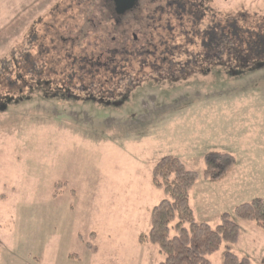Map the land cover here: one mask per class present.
<instances>
[{
    "label": "rangeland",
    "instance_id": "obj_1",
    "mask_svg": "<svg viewBox=\"0 0 264 264\" xmlns=\"http://www.w3.org/2000/svg\"><path fill=\"white\" fill-rule=\"evenodd\" d=\"M172 1L144 0L137 20L115 24L100 0H0V264L164 261L139 237L166 199L151 175L165 156L199 175L189 194L199 223L264 200V58L187 44L188 7L207 14L202 31L221 15L264 19V0H202L177 14ZM60 80L76 99L56 93ZM212 151L236 165L201 194ZM235 222L238 242L210 264L228 251L264 264V228Z\"/></svg>",
    "mask_w": 264,
    "mask_h": 264
},
{
    "label": "trees",
    "instance_id": "obj_2",
    "mask_svg": "<svg viewBox=\"0 0 264 264\" xmlns=\"http://www.w3.org/2000/svg\"><path fill=\"white\" fill-rule=\"evenodd\" d=\"M100 3L104 6L102 14H105L108 20L114 17L110 4L104 0H100ZM187 11L193 16L191 18L194 22L193 30H189L192 36L187 44L193 47L198 40L199 55L220 52L226 55L264 58V19L252 21L251 17L245 14L235 18L221 15L218 21L215 20L217 25L210 24V27L201 28V31L200 24L207 14H198L190 7ZM214 18L213 14L212 19ZM150 64H153V61L147 63ZM203 161V177L212 184L223 180L236 165L232 155L219 151L206 153ZM151 175L152 185L162 190L166 199L151 209L150 229L146 235H140L139 241L158 247V251L165 257L159 264H210L208 256L215 254L223 243L238 242L240 229L235 219L251 221L259 228H264V200L261 198L237 205L232 214H221L219 223L214 228L208 223L197 222L189 206V194L199 175L188 171L178 158L165 156L160 159L154 165ZM86 247L92 248L89 244ZM222 264L250 263L246 258L228 251Z\"/></svg>",
    "mask_w": 264,
    "mask_h": 264
},
{
    "label": "flooded vegetation",
    "instance_id": "obj_3",
    "mask_svg": "<svg viewBox=\"0 0 264 264\" xmlns=\"http://www.w3.org/2000/svg\"><path fill=\"white\" fill-rule=\"evenodd\" d=\"M106 3H109L110 4V9L112 8V11H113V14H114V23L115 24H119V22L120 21H122V20H124L125 19V17H128V16H130L131 15V17H133V18H136L137 19V16H138V14L139 13H143V11H142V3L144 2V0H137V2H136V6L133 8V9H131V10H129V11H126L125 12V15H123V16H118V15H116L115 13H114V3L112 2V0H104ZM151 1V0H150ZM186 1V0H185ZM202 0H189V1H186V2H182L181 4H180V0H175V1H172L170 4H172L173 6H172V11H173V13L175 14H177L178 12H177V10L174 8V5H176V7L177 8H180V9H182V10H184V8L186 9L187 8V4H191V5H194V3H196V5H198L200 8L202 7V2H201ZM200 2V3H199ZM169 4V5H170ZM195 7H197V6H195ZM198 8V7H197ZM161 10V9H160ZM147 12V11H146ZM186 14V13H185ZM133 39H134V41H136L137 40V37L135 36V35H133ZM59 82V83H58ZM56 84H57V86H58V90L56 91V93L57 94H59L63 99H66V100H70V98H77V96H74V95H68V96H66L65 95V93H64V90L62 91V89H65L67 86H66V82L64 81V80H60V81H58ZM70 82V81H69ZM68 82V83H69ZM90 82H92V81H90ZM74 83V82H73ZM51 94V93H50ZM55 95V94H54ZM88 98V97H87ZM94 98L92 97V99L91 100H93Z\"/></svg>",
    "mask_w": 264,
    "mask_h": 264
},
{
    "label": "water",
    "instance_id": "obj_4",
    "mask_svg": "<svg viewBox=\"0 0 264 264\" xmlns=\"http://www.w3.org/2000/svg\"><path fill=\"white\" fill-rule=\"evenodd\" d=\"M114 3V13L118 16L125 15L126 11L136 6L137 0H112Z\"/></svg>",
    "mask_w": 264,
    "mask_h": 264
},
{
    "label": "crops",
    "instance_id": "obj_5",
    "mask_svg": "<svg viewBox=\"0 0 264 264\" xmlns=\"http://www.w3.org/2000/svg\"><path fill=\"white\" fill-rule=\"evenodd\" d=\"M229 176V175H228ZM227 176V177H228ZM227 177H225L224 178V181L222 180V181H220V182H225L226 181V179H227ZM205 181V180H204ZM220 182H216V183H220ZM215 183H213V185H214ZM220 184H222V183H220ZM211 185V183L210 184H205V183H203V184H201V187L199 188V191L200 192H202L201 190H202V188H203V190H204V192H205V190L209 187ZM204 192H202L201 194H206V192L204 193Z\"/></svg>",
    "mask_w": 264,
    "mask_h": 264
},
{
    "label": "bare ground",
    "instance_id": "obj_6",
    "mask_svg": "<svg viewBox=\"0 0 264 264\" xmlns=\"http://www.w3.org/2000/svg\"><path fill=\"white\" fill-rule=\"evenodd\" d=\"M124 17V16H123Z\"/></svg>",
    "mask_w": 264,
    "mask_h": 264
}]
</instances>
